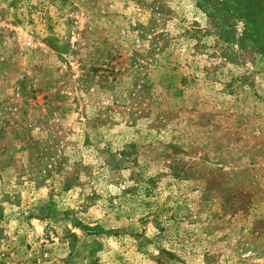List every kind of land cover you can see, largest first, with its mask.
<instances>
[{"label":"rangeland","instance_id":"374dc122","mask_svg":"<svg viewBox=\"0 0 264 264\" xmlns=\"http://www.w3.org/2000/svg\"><path fill=\"white\" fill-rule=\"evenodd\" d=\"M0 264H264V0H0Z\"/></svg>","mask_w":264,"mask_h":264}]
</instances>
